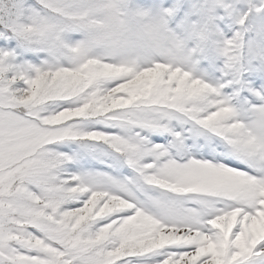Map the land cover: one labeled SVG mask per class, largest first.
I'll list each match as a JSON object with an SVG mask.
<instances>
[{
	"label": "snow or ice",
	"instance_id": "obj_1",
	"mask_svg": "<svg viewBox=\"0 0 264 264\" xmlns=\"http://www.w3.org/2000/svg\"><path fill=\"white\" fill-rule=\"evenodd\" d=\"M0 264H264V0H0Z\"/></svg>",
	"mask_w": 264,
	"mask_h": 264
},
{
	"label": "clouds",
	"instance_id": "obj_2",
	"mask_svg": "<svg viewBox=\"0 0 264 264\" xmlns=\"http://www.w3.org/2000/svg\"><path fill=\"white\" fill-rule=\"evenodd\" d=\"M117 41L126 42L128 45L147 50L151 54L157 47L164 48L173 44L171 38L162 31L147 32L135 23L128 25L126 33L118 35ZM180 55L179 52L176 53Z\"/></svg>",
	"mask_w": 264,
	"mask_h": 264
}]
</instances>
